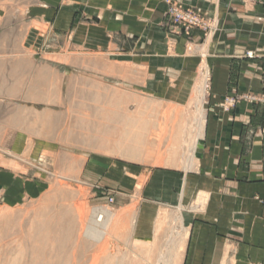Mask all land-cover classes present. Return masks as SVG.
<instances>
[{"label": "rangeland", "instance_id": "374dc122", "mask_svg": "<svg viewBox=\"0 0 264 264\" xmlns=\"http://www.w3.org/2000/svg\"><path fill=\"white\" fill-rule=\"evenodd\" d=\"M164 3L168 33L193 43L198 32L207 40L218 31L193 8ZM63 6L73 7L69 0ZM181 8L202 25L187 31L171 14ZM41 9L34 0L32 16L19 4L0 15V140L15 147L0 155L19 180L0 190V264H182L183 245L172 246L182 220L177 209L162 208L153 240L134 236L136 189L144 184L136 174L137 168H187L194 114L210 98L206 65L188 104L156 100L147 69L137 68L134 38L128 51L118 36L112 50L92 47L76 39V18L49 19ZM81 22L100 23L91 14ZM245 96H226L224 111L242 99L264 106V91ZM125 193L133 202L121 206L117 200Z\"/></svg>", "mask_w": 264, "mask_h": 264}, {"label": "crops", "instance_id": "0c3cea01", "mask_svg": "<svg viewBox=\"0 0 264 264\" xmlns=\"http://www.w3.org/2000/svg\"><path fill=\"white\" fill-rule=\"evenodd\" d=\"M66 1L36 0L42 8L37 14L57 21L76 18V39H87L92 47L99 43L112 50V38L118 36L128 51L127 42L134 38L137 68L147 69L154 99L184 106L201 84L204 64L210 75L194 166L137 168V183L144 184L136 189L141 200L134 236L153 240L162 208H174L186 232L182 264H264V106L242 99L231 112L223 109L226 96L264 91V0H174L219 26L207 40L196 33L193 43L168 33L164 0H69L71 11L60 7ZM18 4L34 14V0H0V15L8 16ZM87 14L100 23H82ZM14 148L0 140V150ZM6 162L0 155L4 191L19 181ZM131 193L118 204H131Z\"/></svg>", "mask_w": 264, "mask_h": 264}, {"label": "bare ground", "instance_id": "6f19581e", "mask_svg": "<svg viewBox=\"0 0 264 264\" xmlns=\"http://www.w3.org/2000/svg\"><path fill=\"white\" fill-rule=\"evenodd\" d=\"M208 46V45H207ZM205 54V53H204ZM201 74V73H200ZM199 74V75H200ZM202 76V75H201ZM204 76V75H203ZM201 78V77H200ZM202 82V81H201ZM204 83V82H203ZM198 116L197 117H199L197 120H196V122H195V124H196V128H195V131H196V134H195V138L194 139H196L195 140V142H193V144H192V147H190V152H189V159H188V161H187V164H186V166H187V170H189V169H191L193 166H194V164H195V154H196V148H197V146H198V142H199V140H200V138H201V133H202V125H203V114H204V109H203V106H202V103H201V105H199V107H198ZM100 127V126H99ZM120 132V131H119ZM117 133V132H116ZM116 133H115V135H116ZM120 133H122V132H120ZM135 137V136H134ZM118 138V137H117ZM122 138V137H121ZM109 139V138H108ZM107 139V140H108ZM119 139V138H118ZM123 139V138H122ZM135 140H136V138H135ZM116 142V141H115ZM102 145V144H101ZM104 146V145H103ZM136 147V145H132V146H129V148H135ZM184 150V149H183ZM120 151V150H119ZM122 156V155H121ZM108 221H109V219L107 220V223H105L104 224V230H106L107 228H108V226H109V223H108ZM111 221H113V220H111ZM178 222H179V225H180V229L177 231V235H176V237H175V239H174V243L172 244V246H174V248H181L182 247V245H183V243H184V240H185V237H186V232H185V230H184V228L182 227V220H178ZM178 224V223H177ZM102 227V226H101ZM96 234H99L98 232L96 233ZM104 234H106V233H104ZM95 236V235H94ZM169 236H171V235H169ZM172 237V236H171ZM52 238V237H51ZM55 239H57V237H55ZM171 244V243H170ZM34 246V245H33ZM172 246H171V248H172ZM166 247V246H165ZM33 248V247H32ZM173 250V249H172ZM176 251V250H175ZM32 252V251H31ZM164 252V251H163ZM33 253V252H32ZM169 255V254H168ZM173 255V254H172ZM175 255V254H174ZM163 257V256H162ZM48 259V258H47ZM46 259V260H47ZM161 260V259H160ZM157 264V263H156Z\"/></svg>", "mask_w": 264, "mask_h": 264}, {"label": "built area", "instance_id": "2783aa9c", "mask_svg": "<svg viewBox=\"0 0 264 264\" xmlns=\"http://www.w3.org/2000/svg\"><path fill=\"white\" fill-rule=\"evenodd\" d=\"M171 14L174 17H176L177 19H179L180 21L184 22L185 24L187 23V28H188V29H186L187 31H191L194 26L202 25V24H200L198 19H196L197 17L193 14V12L191 10H184L182 8L181 9H174L171 12ZM203 26L205 27V29H207L206 25H203ZM211 31L214 32V30L212 28H211ZM256 100L258 101L259 99H256V98L252 99L253 102H256ZM261 101L264 102V99H261Z\"/></svg>", "mask_w": 264, "mask_h": 264}]
</instances>
